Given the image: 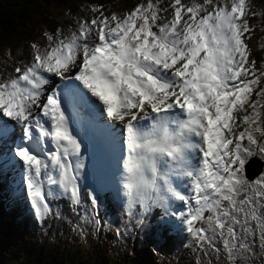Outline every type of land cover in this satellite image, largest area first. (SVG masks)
Wrapping results in <instances>:
<instances>
[{"label": "snow or ice", "instance_id": "obj_1", "mask_svg": "<svg viewBox=\"0 0 264 264\" xmlns=\"http://www.w3.org/2000/svg\"><path fill=\"white\" fill-rule=\"evenodd\" d=\"M170 7L171 19L158 25L168 9L153 0L122 16L92 6L99 16L80 21L70 35L45 33L48 46L32 44V61L0 81V132L13 127L3 118L22 130L12 151L37 217L49 216L50 200L61 195L79 204L82 142L60 91L45 96L44 74L79 82L111 121L122 122L123 166L143 186L130 205L164 207L202 244L221 242L236 264L255 234L252 222L264 246V177L244 175L250 157L264 156V88L256 91L264 72L249 60V8L246 0H173ZM183 150L197 153L198 162ZM124 187L131 193L137 186ZM90 199L95 209L97 196ZM175 202H182L178 214Z\"/></svg>", "mask_w": 264, "mask_h": 264}, {"label": "trees", "instance_id": "obj_2", "mask_svg": "<svg viewBox=\"0 0 264 264\" xmlns=\"http://www.w3.org/2000/svg\"><path fill=\"white\" fill-rule=\"evenodd\" d=\"M54 0H0V58L6 55V52H18L26 51L32 48V44H39L46 37L45 33L49 34L50 30L57 24L56 20L60 17H56L55 11L59 9V6L51 8L50 5ZM58 0V3L61 4ZM79 1V0H76ZM89 3H99L96 0H86ZM107 5H111L114 2H119L122 6L130 4L135 0H103ZM46 3V8L51 9L48 12L40 11L41 7L35 8L38 4ZM68 6V3H66ZM54 11V12H53ZM257 15V14H255ZM62 19V18H61ZM60 19V20H61ZM264 33V30H262ZM253 42L258 41V34L252 36ZM261 50L255 48L253 50L252 58L257 60L260 58ZM2 61V59H0ZM4 65V64H3ZM8 65V64H7ZM4 65V66H7ZM4 71V70H3ZM3 72H0L2 74ZM1 213V208H0ZM7 217L8 213H1L0 217ZM5 217L0 219V241L3 244H7L8 239L17 240L20 242V251L26 255V260L22 264H160L152 260L149 246L142 245L140 240L132 243L131 250L122 254L121 257L113 256L114 251H106L107 247H110V242L107 241V232L105 233L104 244L93 245L85 241H81L78 237L73 240V234L69 232L73 229V225L68 216H65L66 220L59 221L56 225L52 226V231L45 238L46 241H39L37 244L40 246L30 250L31 246L29 239L24 238V231L29 228L28 225L18 224L12 225ZM53 234V238H51ZM50 237V238H48ZM143 237H146L145 235ZM142 237V238H143ZM71 238V239H70ZM44 239V240H45ZM69 240H73L72 243ZM33 243H36L33 242ZM256 244V243H255ZM255 246V245H254ZM16 250V249H15ZM260 251V250H256ZM189 250H182L181 253H188ZM210 253V252H209ZM105 255H109V260L105 258ZM208 255L207 251H202V257ZM242 255V254H240ZM167 262L166 264H193L190 258L189 262H185V255H182V259L179 261V253L175 249H171L170 253L166 252ZM153 262V263H152Z\"/></svg>", "mask_w": 264, "mask_h": 264}, {"label": "rangeland", "instance_id": "obj_3", "mask_svg": "<svg viewBox=\"0 0 264 264\" xmlns=\"http://www.w3.org/2000/svg\"><path fill=\"white\" fill-rule=\"evenodd\" d=\"M36 1H40V0H36ZM96 1H100V2H104L103 0H96ZM172 1V0H169V2ZM184 1H187V0H184ZM193 1V0H192ZM197 1H201V3H203L204 1L202 0H196ZM61 4L58 3V0H54L52 1L50 7L53 9L55 8L56 6H59V9L57 11H53L54 14L56 15L55 18L59 17L62 13H65L67 11H69L70 9H72V13H73V16H69L68 18L66 19H63L61 20V27L59 29V34L61 37L63 36H67V35H70L71 32L75 31L76 28H77V25L80 21L82 20H88L90 21L95 13L92 12L91 10H89V8H87V4H89V2H86V0L84 1H75V0H61L59 1ZM154 3H158L159 4V7L161 9H168V11L166 12H163L165 17L163 19L166 18V21L165 23L167 22V18H170V15H171V11L170 9L167 7L168 4L167 3V0H153ZM222 2H227V0H213V3H222ZM66 3H68V6L66 5ZM122 4V3H121ZM118 1L117 2H114L111 4V7H113L112 9H110L108 6H106L104 4V9L106 12V16H110L112 13H116L118 15H124V11H126L127 7L130 6V4H126L125 6H122ZM259 4H261V7L260 8H257V12H261L260 15H263V18H262V21H258V19L260 17H256L254 19L255 23H256V28L257 29H261L262 28V24L263 23V27H264V0H259ZM38 7H41V10L40 11H46L48 12L49 10H51L50 8L47 9L46 8V3H43V4H38L35 8H38ZM208 9L209 11L212 9V6L211 5H208ZM204 13H201V15H203ZM13 49L10 51V52H6V55H4L1 59L3 61L4 58L6 57H12V59H8V61H13L15 62L16 61V58H18V63H21V68L23 69L25 67L26 64H29L31 61H32V58H33V55H32V50L29 49L25 52H21V51H18V52H12ZM10 57V58H11ZM14 57V58H13ZM21 57V58H20ZM260 64L263 66V68L260 70V72H264V61H263V58L260 62ZM19 75L18 73H16L15 75L13 74H10L9 72H3L1 75H0V79H3L5 77H14V76H17ZM261 79L264 80V76H261ZM264 84V82H261L260 86L262 88V85ZM264 111V110H262ZM262 142H264V138H261ZM258 158L259 159H262L264 156H262L261 154L258 153ZM0 170H1V167H0ZM256 171V170H255ZM2 177H5V179H7V176H2ZM261 177H264V176H261ZM260 177V178H261ZM102 178H103V175H102ZM105 179L107 180L108 183H114V181H109L108 180V176L106 175ZM4 182L1 181L0 182V199H5L4 197H7V196H12L13 195L15 196L17 193V191L14 193V191H12L13 193H9L6 188H9L10 187L7 185V183L4 185L3 184ZM180 183V181H179ZM103 182H99V185H102ZM107 186H105L106 188ZM4 192H3V191ZM6 190V192H5ZM11 191V190H10ZM108 192H110V195H109V198L112 202V204L116 207L117 211H118V208H119V202H120V198L122 196V193H121V190H120V185H119V182H116V184L114 183V185H112V188L108 189L107 190ZM5 193V194H4ZM5 195V196H4ZM63 196V195H61ZM8 198V197H7ZM10 200V211L9 212H6L8 213V216L5 217L6 220H9L12 225H15L17 226V222H21V221H24V223H27L28 225H30V221H29V217H28V212L26 211V208L24 206V202H19V199H18V196H16V198L14 199H11V198H8ZM103 203V202H102ZM142 208V207H141ZM116 211V212H117ZM142 211H144V209L142 208ZM145 212V211H144ZM1 213L4 214V211L1 210ZM0 213V214H1ZM3 217H0V219H3ZM117 218V216H115ZM110 219V218H109ZM109 219L105 222V225H107V223L109 222ZM169 219H172L168 216L165 215H162L161 217H158L156 222L157 224L161 225V226H169L171 227L169 224L165 223L166 220H169ZM117 223V221H115V224ZM92 220L88 219L86 220V223L84 221L80 222L79 223V226L76 227V229L73 230V232H69V234H73V240H75L76 238L80 237L81 241H85L84 238H87L86 242H88L89 244H96V241H93V232H92ZM255 222H252V228L255 229ZM111 228V227H110ZM34 231H36L35 229H28V230H25L24 231V238L23 239H29L30 240V250H32L33 248H38L40 247L37 243L42 239L40 238L39 235H34ZM110 233H111V230H110ZM138 236H142L141 235V232H139V235ZM178 237L181 239V240H184L185 241V235L182 233V232H179L178 234ZM250 237H254L253 234H250ZM71 239V238H70ZM105 239L107 238H102L101 237V234L99 235V237L97 238V244H102V243H105ZM73 240H69L70 243H72ZM36 243H33L35 242ZM108 241V239H107ZM257 242H261L260 238H258L256 240ZM116 242V241H115ZM107 243V242H106ZM250 243V242H249ZM249 246H251L250 244H248ZM21 247H20V242L17 241V240H11V239H8L7 241V244H3V242L0 241V264H22L24 260H26V255H23L24 252L19 250ZM16 249V250H15ZM123 250H126V249H123V248H115L113 249L114 253H113V256H111L112 258L113 257H116V255H118L119 257L122 256V252ZM179 247L177 249V251H179ZM106 251L107 252H110L111 250L109 248H106ZM125 253V252H124ZM123 253V254H124ZM241 256L244 257V262L243 264H253L255 262L253 261H250L252 258L255 257V255H258L259 252L254 250L252 247H249L248 250L246 251H242L241 252ZM264 255V254H263ZM109 256V255H108ZM107 255H105V258H107L108 260L110 259ZM180 260L182 259V256L180 255ZM215 260L212 261V260H202V263L201 264H220V258L218 257V254L215 255ZM167 262V258H166V255L164 257H162L159 261L160 264H166ZM183 263V262H181ZM25 264H27V262H25Z\"/></svg>", "mask_w": 264, "mask_h": 264}, {"label": "bare ground", "instance_id": "obj_4", "mask_svg": "<svg viewBox=\"0 0 264 264\" xmlns=\"http://www.w3.org/2000/svg\"><path fill=\"white\" fill-rule=\"evenodd\" d=\"M44 75H45V77L47 79L50 80V84L45 86V92L49 91L51 89L49 86H55L54 84H51V83H55V82H57V85H60L63 82H68V84L70 86H73V87L80 86L78 88L79 89L78 92H81L83 90V95H81V93H79V96L81 97L82 100H86L89 103H91L93 108H92V111L87 110V109L84 111L83 107H80L79 108V110H80L79 114L82 116L83 119L91 120L94 125H101V123L103 122V118H102L103 112L101 111L99 101L96 100L94 97H91V95L89 93H87V91L84 90L82 88V86L79 85L78 82H73L71 80H61L60 78L56 79L55 77H57V76L49 75L47 73H45ZM114 122L116 123L117 121H114ZM103 124L105 125V122H103ZM116 127H117V125L114 126V128H116ZM107 131H108V127L104 126V132H107ZM8 133H11L10 129H9ZM110 139L115 142L116 140L119 139V133L111 134L110 135ZM190 155H191V159H192L193 163H195L197 157L195 156L194 153H191ZM0 164H1V167H2L1 170H0V176H1L2 173H4L5 175H12V174H15V176L17 175V173H18V166L17 165H19L18 161L14 160V159H11L8 156H4V153H1V155H0ZM257 165H259V164L257 162H255V161H251L247 165L246 172L248 173V175H250V173L252 171L251 167L257 166ZM112 167L107 168V169H102V171L104 173H106V175L108 176V180L109 181H115V178L118 176V173L119 174L121 173V167L118 165L117 162L115 164V169H113V171H110V169ZM116 172H118V173H116ZM105 177L106 176H103V179ZM184 182L185 181L183 179L180 180V184L181 185H183ZM16 193H17L16 195L18 196L19 195V191L17 190Z\"/></svg>", "mask_w": 264, "mask_h": 264}, {"label": "clouds", "instance_id": "obj_5", "mask_svg": "<svg viewBox=\"0 0 264 264\" xmlns=\"http://www.w3.org/2000/svg\"><path fill=\"white\" fill-rule=\"evenodd\" d=\"M178 131V130H177ZM173 134H175L173 132ZM177 146H178V142H177ZM184 152V156L186 159H191V152L190 150H183ZM138 173H130L124 166H123V188L125 190V195L129 198V199H133L135 197V194H136V191H137V188H140L141 190H143V186L141 185H138L137 183V177ZM128 183H133L134 185H136L137 187H134L133 190L131 191V193L129 192V190L127 188L124 187L125 184H128ZM161 196H165L166 194V189H163L161 190Z\"/></svg>", "mask_w": 264, "mask_h": 264}]
</instances>
